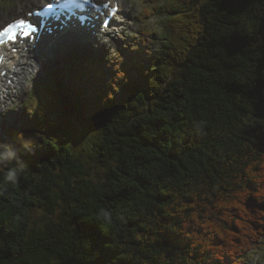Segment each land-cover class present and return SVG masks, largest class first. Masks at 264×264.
Here are the masks:
<instances>
[{"label": "trees", "instance_id": "16d2710c", "mask_svg": "<svg viewBox=\"0 0 264 264\" xmlns=\"http://www.w3.org/2000/svg\"><path fill=\"white\" fill-rule=\"evenodd\" d=\"M153 1L142 85L120 54L109 87L84 63L72 109L40 86L6 134L22 173L0 188V264H245L263 243L264 0Z\"/></svg>", "mask_w": 264, "mask_h": 264}, {"label": "rangeland", "instance_id": "374dc122", "mask_svg": "<svg viewBox=\"0 0 264 264\" xmlns=\"http://www.w3.org/2000/svg\"><path fill=\"white\" fill-rule=\"evenodd\" d=\"M131 1H133L132 7ZM152 1L126 0L127 18H130V20L134 19V21L132 23L129 21V26L119 36L118 41L112 43L111 46L107 45L103 49L82 47L80 50L71 51L72 48L60 45V54L40 59L38 66L34 65L32 68L35 73L26 80V83L23 85L24 89L17 95L16 99H11L5 105L0 104V142L10 145L13 149L16 147L12 139L9 136L7 137L6 134L11 129L22 130L33 120L34 111L30 108L29 101L36 95V91L40 89V86L54 88L60 102V106L57 107L58 109H72L75 105L76 79H78V76L83 75L82 68L84 66L82 65L87 63L89 59L88 63H96L102 60L105 62V67L101 69V82L103 86L109 87L114 75L112 65L119 59L117 56L119 53L128 64L132 81L142 85L143 79L140 74V66L134 62L138 47L140 46V37L143 31H154L161 29L162 26V21L159 17H145L144 11L150 4L155 3V1L153 3ZM45 2H41L35 7H40ZM30 6H33V4H26V0H0V28L19 14H24V10ZM135 20H137L136 23ZM142 55L145 56L147 54L143 52ZM144 60L145 63L142 67L150 66L153 61L149 55L145 56ZM90 80L93 81V78L91 77ZM82 88L88 94L84 102L87 104L93 97V92L89 90L87 83H83ZM127 98V93L121 89L116 95L115 102L121 107ZM2 106H8L9 110L7 112L11 110L12 112H3ZM17 155L19 154L17 153ZM18 158L20 159V157ZM32 218L34 227H43L49 220L43 210L34 211ZM245 264H264V241L261 246L252 251Z\"/></svg>", "mask_w": 264, "mask_h": 264}, {"label": "bare ground", "instance_id": "6f19581e", "mask_svg": "<svg viewBox=\"0 0 264 264\" xmlns=\"http://www.w3.org/2000/svg\"><path fill=\"white\" fill-rule=\"evenodd\" d=\"M45 1L47 3H49L48 1H51V0H45ZM45 1L44 0H26V4H29V5L33 4V6L27 7V9H25L24 11L26 12L29 9L38 8L35 6L38 5L39 3L45 2ZM24 14H19L17 17L20 18ZM12 20H15V19H12ZM96 24H97V21H96ZM92 25H95V22ZM98 27L100 28V26H98ZM83 31H85V29H81L80 33H82ZM42 42H43V45L47 46L44 48V51L46 52V54L51 53L50 54L51 57L54 55L60 54L59 48L56 47V45H58V44H56V41H53L48 36H45ZM27 46L29 47L30 51H26L23 47H21L20 48L21 51L18 55L13 54L6 47L3 49H0V56L4 55V57H5L4 65L1 67L2 71L7 70L8 76H10L12 78V80L19 81L21 84L23 82V85L25 82V81H23L24 78L27 77L28 75H30V77H31V75L35 73L34 71H31V68L34 65L38 66V64L40 63L39 60H33L32 53H37V50L34 48V44H28ZM71 51H73V49ZM0 89H2V88L0 87ZM3 90L4 89H2V91L0 92V99L4 93Z\"/></svg>", "mask_w": 264, "mask_h": 264}, {"label": "clouds", "instance_id": "9594fccd", "mask_svg": "<svg viewBox=\"0 0 264 264\" xmlns=\"http://www.w3.org/2000/svg\"><path fill=\"white\" fill-rule=\"evenodd\" d=\"M38 136L39 134L23 136V139L19 141L21 147L25 151L33 150L36 146ZM16 160V151L10 145L0 142V168H4L6 170L2 184H0V188H3L4 190H6L8 185L15 186L22 173L21 168L9 166ZM0 194H2V192H0Z\"/></svg>", "mask_w": 264, "mask_h": 264}, {"label": "snow or ice", "instance_id": "6c2138e0", "mask_svg": "<svg viewBox=\"0 0 264 264\" xmlns=\"http://www.w3.org/2000/svg\"><path fill=\"white\" fill-rule=\"evenodd\" d=\"M80 2L83 4H89L91 2V0H80ZM93 7H95V5H93ZM102 7L105 9H108L110 7V5L108 3H104L102 5ZM117 11H118V9L112 8V14L113 15H115ZM16 27L29 29L32 27V25L25 23L24 21H20L18 25H12V26L4 29L3 31H0V37L8 36L10 39L15 40L16 39V35H15V28ZM105 27H107V25H105ZM25 34H27V33H25Z\"/></svg>", "mask_w": 264, "mask_h": 264}]
</instances>
